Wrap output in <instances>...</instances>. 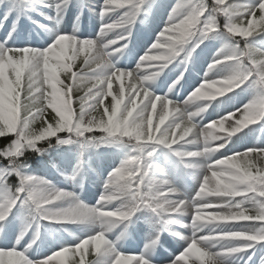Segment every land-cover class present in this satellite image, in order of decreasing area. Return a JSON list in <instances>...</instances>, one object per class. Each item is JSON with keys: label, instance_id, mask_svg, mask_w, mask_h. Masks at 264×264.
Wrapping results in <instances>:
<instances>
[{"label": "snow or ice", "instance_id": "snow-or-ice-1", "mask_svg": "<svg viewBox=\"0 0 264 264\" xmlns=\"http://www.w3.org/2000/svg\"><path fill=\"white\" fill-rule=\"evenodd\" d=\"M160 7L0 0V264H155L164 232L184 242L168 264H264V145L235 148L253 126L264 130V0H174L135 68L118 66ZM86 11L98 32H81ZM211 41L220 46L181 108L169 94ZM181 66L157 94L154 82ZM244 93L247 102L202 123L213 102ZM60 148L45 165L53 178L28 163L30 152ZM101 148L118 160L89 204L76 189L100 174ZM141 220L143 248L126 253L121 242ZM66 225L80 235L69 240Z\"/></svg>", "mask_w": 264, "mask_h": 264}, {"label": "trees", "instance_id": "trees-1", "mask_svg": "<svg viewBox=\"0 0 264 264\" xmlns=\"http://www.w3.org/2000/svg\"><path fill=\"white\" fill-rule=\"evenodd\" d=\"M223 22V19L221 20V23ZM35 124L39 125V121H37ZM40 126V125H39ZM7 143L6 139L0 138V145ZM28 162L35 161L34 154L33 153H28ZM36 168H43L44 167V162L43 161H38L36 162ZM90 255V254H89Z\"/></svg>", "mask_w": 264, "mask_h": 264}, {"label": "rangeland", "instance_id": "rangeland-1", "mask_svg": "<svg viewBox=\"0 0 264 264\" xmlns=\"http://www.w3.org/2000/svg\"><path fill=\"white\" fill-rule=\"evenodd\" d=\"M118 85H116V84H114V88L115 87H117ZM187 219V218H186ZM187 221H189V219H187ZM189 234H191L192 235V232L191 231H189Z\"/></svg>", "mask_w": 264, "mask_h": 264}]
</instances>
